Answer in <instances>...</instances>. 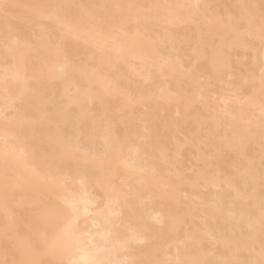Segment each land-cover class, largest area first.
Instances as JSON below:
<instances>
[{"label": "bare ground", "instance_id": "obj_1", "mask_svg": "<svg viewBox=\"0 0 264 264\" xmlns=\"http://www.w3.org/2000/svg\"><path fill=\"white\" fill-rule=\"evenodd\" d=\"M0 264H264V0H0Z\"/></svg>", "mask_w": 264, "mask_h": 264}]
</instances>
